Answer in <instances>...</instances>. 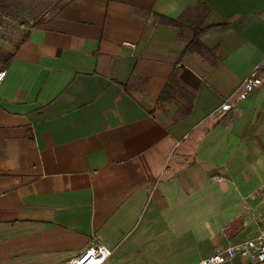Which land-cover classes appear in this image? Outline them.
Segmentation results:
<instances>
[{"label":"crops","instance_id":"obj_1","mask_svg":"<svg viewBox=\"0 0 264 264\" xmlns=\"http://www.w3.org/2000/svg\"><path fill=\"white\" fill-rule=\"evenodd\" d=\"M263 60L264 0H0V264H197L256 237L264 82L220 108Z\"/></svg>","mask_w":264,"mask_h":264},{"label":"built area","instance_id":"obj_2","mask_svg":"<svg viewBox=\"0 0 264 264\" xmlns=\"http://www.w3.org/2000/svg\"><path fill=\"white\" fill-rule=\"evenodd\" d=\"M264 66V60L256 65L244 80L242 89L238 92L235 100H227L220 108L223 112H229L235 105L245 100L256 86L263 84L264 80L260 76V69ZM6 71H0V85L5 77ZM110 248L103 244L91 246L79 255L66 259L58 264H104L111 256ZM235 257H242L250 261L251 264H264V221L259 228L256 237L247 239L241 243L226 247L217 246L211 255L201 259L197 264H222Z\"/></svg>","mask_w":264,"mask_h":264},{"label":"trees","instance_id":"obj_3","mask_svg":"<svg viewBox=\"0 0 264 264\" xmlns=\"http://www.w3.org/2000/svg\"><path fill=\"white\" fill-rule=\"evenodd\" d=\"M10 13H13V9L11 8ZM163 18L165 20H167L168 22L175 24V25H179V26H185L186 22L185 20H180V19H174V18H167L165 16H163ZM203 30L200 26L199 27H195L193 28V36L191 38V40L188 43L187 49L185 52H194V51H201L202 49H204V45L200 40V36L203 33ZM175 78L173 76V78L169 81V83L166 85L165 89L163 90V92L161 93L160 97H159V101H163L166 100L167 98H169L170 94L172 93V91L174 90L173 87V83L175 82Z\"/></svg>","mask_w":264,"mask_h":264}]
</instances>
